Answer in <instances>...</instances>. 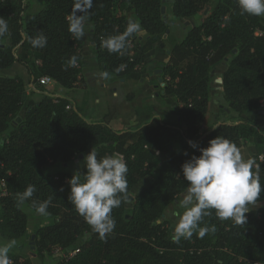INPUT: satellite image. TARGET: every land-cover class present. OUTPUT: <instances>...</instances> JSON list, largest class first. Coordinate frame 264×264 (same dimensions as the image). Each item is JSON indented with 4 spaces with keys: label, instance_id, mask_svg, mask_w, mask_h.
Here are the masks:
<instances>
[{
    "label": "trees",
    "instance_id": "1",
    "mask_svg": "<svg viewBox=\"0 0 264 264\" xmlns=\"http://www.w3.org/2000/svg\"><path fill=\"white\" fill-rule=\"evenodd\" d=\"M163 5V0H44L41 10L24 15L23 0H0V17L9 26L8 34L0 38V70L19 64L34 91L44 94L33 101L19 77H0V165L2 174L10 172L8 195L0 198V239L15 242L25 236L27 215L17 205V195L35 185L37 191L25 202L29 210L36 212L33 201L52 198L46 215L50 223L39 228L32 240L35 248L30 254L40 262L59 248L63 255L75 253L51 258V264H264V206L259 205L264 192L249 206L245 224L221 220L213 210L201 227L216 230L204 236L197 230L175 242L165 223H158L167 206L187 190L181 165L200 154L188 146L189 140L199 148L217 136L239 148L251 140L255 149L251 158L259 165L264 184V129L251 118L263 111L264 19L241 14L237 0H170L176 19L202 18L181 40L171 43L161 40L168 30ZM128 13L135 16L144 38L129 33ZM84 19L91 25L97 65L106 79L139 80L145 54L156 42L163 44L169 51L168 61L160 65L163 102L175 107V124L152 117L136 129L116 131L106 116L98 123L88 122L67 99H53L37 83L39 77L48 76L70 90L81 82L83 58L72 24ZM40 34L47 38L43 48L31 44ZM119 36L125 37L122 51L105 48L106 39ZM228 56L220 85L237 120L199 136L209 106L210 69ZM91 149L98 158L118 153L128 167L126 196L112 210L116 227L103 239L68 199L67 181L73 174L64 166L82 156L83 175V159ZM13 259L32 264L20 253Z\"/></svg>",
    "mask_w": 264,
    "mask_h": 264
},
{
    "label": "clouds",
    "instance_id": "2",
    "mask_svg": "<svg viewBox=\"0 0 264 264\" xmlns=\"http://www.w3.org/2000/svg\"><path fill=\"white\" fill-rule=\"evenodd\" d=\"M237 5L241 14L264 16V0H237ZM135 27L131 25L129 33ZM72 30L76 34L82 32L79 20L72 24ZM8 31L7 20L0 17V38L5 37ZM46 43L47 38L42 34L31 39L34 47L43 48ZM104 46L110 52H120L125 48V37H109L104 41ZM75 62L76 58L73 57L72 63ZM187 143L200 154L191 156L181 165L187 190L179 200L183 213H174L179 216L172 234L175 242L190 238L197 230L201 236L209 230L215 232V226L211 229L201 227L203 218L212 215L213 210L221 220L234 219L238 224H245L249 206L255 205L264 192L259 165L234 142L217 136L205 148H199L192 140ZM183 154L187 155V152ZM83 162L86 172L82 175L77 170L67 181L70 187L68 199L92 231L103 239L115 229L112 210L122 204L127 193V163L118 153L98 158L94 149L84 157ZM36 191L35 185H28L17 195V205L22 207ZM51 200L33 201L36 213L47 215ZM9 251L10 245H0V264H10Z\"/></svg>",
    "mask_w": 264,
    "mask_h": 264
},
{
    "label": "crops",
    "instance_id": "3",
    "mask_svg": "<svg viewBox=\"0 0 264 264\" xmlns=\"http://www.w3.org/2000/svg\"><path fill=\"white\" fill-rule=\"evenodd\" d=\"M261 17L264 19V16ZM184 24L186 25L187 23L185 22ZM256 34L261 35L260 32H257ZM79 40L80 47L78 48V51L83 58L82 73L80 77L81 82L70 90L55 85V87L49 90H52V92H55L57 95L50 94V97L53 99H67L70 106L75 108L85 120L92 123L102 121L103 117H105L108 111H110V115L107 116V121L109 126L116 131H121V128L123 127L127 129H136L149 122L152 117L159 118L161 113H158L160 111H163V113H166L177 122L175 107L166 105L163 102L165 94L161 79L160 65L166 63L169 59V51L164 49L163 44L155 46L156 42L151 50L145 54V63L142 67V75L139 80H126L104 78L97 65L92 37L87 32H84L82 33V38ZM87 46H90V49ZM38 64L39 63L37 62V65ZM7 77H19L24 82L26 90L27 87L29 90H34L33 86L30 84V78L27 71H25L24 76L11 75ZM34 92L35 94L39 93H37V91ZM219 94L222 95L221 85ZM213 103L218 108L222 107L221 104L216 102ZM211 104L212 102L209 99L208 112L201 125L205 124L210 117L215 119L217 117L221 118V115H212L211 110L213 107ZM223 110L235 115V113L230 112L228 109L223 108ZM251 118L256 125L264 129L263 114L255 113ZM166 122L174 123L173 121H170V119L166 120ZM220 123H222V119H220V122L211 130L215 129ZM240 149L247 157H252L255 154V149L251 140L243 143ZM44 217L46 218L47 223H44L41 227L47 226L50 223L48 217L45 215ZM26 230L25 235L28 236L30 234L31 239L33 240L35 234L31 233L29 223L26 224ZM6 244L10 245L9 253L11 254L14 250L17 251V253L23 250V242L18 245L16 242H7L0 239V245ZM60 255H62L60 249L53 248L51 256L46 254L43 262H36V259L32 256L31 263L51 264L50 262L47 263V258H57L60 257Z\"/></svg>",
    "mask_w": 264,
    "mask_h": 264
},
{
    "label": "rangeland",
    "instance_id": "4",
    "mask_svg": "<svg viewBox=\"0 0 264 264\" xmlns=\"http://www.w3.org/2000/svg\"><path fill=\"white\" fill-rule=\"evenodd\" d=\"M163 8H162V18L164 20V23L166 24L168 30L166 34H163L161 36V40H167L172 42L181 40L187 33V31L189 30V28H191L192 26L198 25L201 21V15H196L193 18L190 19H176L171 12V7H170V0H163ZM23 4L25 6V12L24 15H30V14H34L36 12H38L39 10H41V8L44 6V0H23ZM128 19H129V27L131 25H135V30L132 31L130 34L133 37H138V38H144L145 34L141 31V29L138 27V25L136 24V18L133 15V13H128ZM171 22V23H170ZM187 23L186 25L184 23ZM81 27H82V32L79 34L78 38H82V33H88L90 36L92 35V30H91V25L89 24V22L84 19L81 23ZM91 32V33H90ZM257 33V32H256ZM255 33V34H256ZM259 35V34H256ZM158 44H161L160 41H158L156 43L155 46H158ZM80 47V40H79V45L78 48ZM90 49V46H87ZM230 59V56L226 57L222 62L214 65L211 69H210V83H209V99L212 102V110L211 113L212 115L217 114V115H221L220 117H217L216 119L213 117H210L209 120L201 125L199 127V132L198 135H204L205 133L209 132L216 124H218L220 122V119H222V123H234L237 120V116L233 115L231 113H227L223 110L224 109H228L227 108V103L224 101L223 97L221 94H219L220 91V79L221 76L223 74V72L226 69V64L228 62V60ZM29 65L33 66L32 62H29ZM87 65L89 66V64L87 63ZM26 69L20 65L14 64L13 67L11 69L8 70H0V77H5V76H11V75H20V76H24ZM36 73V71H35ZM164 87V84H163ZM44 90L48 91V93L52 94V95H57L55 94V92H52V90H49V88H44ZM26 93L29 95V98L33 101H39L44 94L43 93H38L35 94L34 90L31 89L29 90L27 87ZM213 102H216L218 104H221L222 107L218 108ZM262 109L264 111V100L262 101ZM160 111V110H159ZM161 113V114H160ZM158 114L159 115V119L163 122H166V120L170 119V121H173L175 124L176 121L175 119L169 117L166 113H163V111H160ZM110 115V111H108L107 116ZM255 114H253L254 116ZM106 117H103L106 118ZM170 123V122H167ZM127 130H133V129H127V128H121V131H127ZM0 140H1V136H0ZM156 157L159 158V156L156 154ZM80 164L81 161L79 158H74L73 161L71 163H69V165H65L64 169L69 172V173H74L77 170H79L80 168ZM186 193V191H185ZM184 193V194H185ZM179 195L176 200L171 203L170 205L167 206V208L165 209L163 215L159 218L158 223H165L167 229H168V236L172 237L173 231H174V227L175 224L177 223V221L179 220V216L174 215V213H183L184 209L179 207V200L183 198V195ZM130 199H132V197H129ZM259 205L264 206V202L260 203ZM20 208L24 211V213H26L27 215V223H29L30 226V231L31 233L36 234L37 230L39 228H41V226L44 223H47L46 218L44 217V215H38L37 213L29 210L25 204ZM46 216V215H45ZM86 238V236H85ZM84 239V238H83ZM80 239L77 243V245L83 240ZM31 237L30 234L28 236H24L22 239L18 238L15 242L19 245L20 243H22L23 241V250H21L19 253L21 255H23V257H29V258H33L31 256V251H34V245L31 241ZM13 253H17V251L14 250ZM11 254L9 253V257L13 258L15 254ZM50 257L47 258V263L50 262ZM22 262V260H20ZM36 262L40 263L39 260L36 259Z\"/></svg>",
    "mask_w": 264,
    "mask_h": 264
},
{
    "label": "built area",
    "instance_id": "5",
    "mask_svg": "<svg viewBox=\"0 0 264 264\" xmlns=\"http://www.w3.org/2000/svg\"><path fill=\"white\" fill-rule=\"evenodd\" d=\"M37 83L39 85H41L44 88H53L55 87L56 83L48 76H41L37 79ZM69 108V106L67 107V109ZM158 154V153H156ZM259 160H262V157H259ZM3 169V166L0 165V198L5 197L6 195H8V191H7V183H6V177L7 175L10 174L9 171H5L3 174L1 173V170ZM75 252H69L68 255H60L61 256H72ZM9 261L10 264H22V262L19 260L17 261V263L15 262V260L11 257H9Z\"/></svg>",
    "mask_w": 264,
    "mask_h": 264
},
{
    "label": "water",
    "instance_id": "6",
    "mask_svg": "<svg viewBox=\"0 0 264 264\" xmlns=\"http://www.w3.org/2000/svg\"><path fill=\"white\" fill-rule=\"evenodd\" d=\"M233 52H234V51H233ZM263 113H264L263 111H259V114H263ZM177 120H178V119H177ZM16 121L19 122V121H20V118H17ZM79 159H82V156H79Z\"/></svg>",
    "mask_w": 264,
    "mask_h": 264
}]
</instances>
